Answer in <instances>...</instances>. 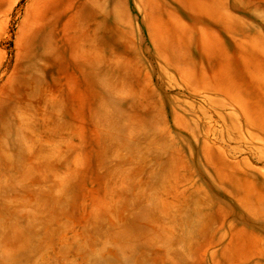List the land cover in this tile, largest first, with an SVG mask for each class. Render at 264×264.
I'll use <instances>...</instances> for the list:
<instances>
[{
  "label": "rangeland",
  "instance_id": "1",
  "mask_svg": "<svg viewBox=\"0 0 264 264\" xmlns=\"http://www.w3.org/2000/svg\"><path fill=\"white\" fill-rule=\"evenodd\" d=\"M0 0V264H264V0Z\"/></svg>",
  "mask_w": 264,
  "mask_h": 264
},
{
  "label": "bare ground",
  "instance_id": "2",
  "mask_svg": "<svg viewBox=\"0 0 264 264\" xmlns=\"http://www.w3.org/2000/svg\"><path fill=\"white\" fill-rule=\"evenodd\" d=\"M51 0H39L38 9L39 14L47 7V4L50 3Z\"/></svg>",
  "mask_w": 264,
  "mask_h": 264
}]
</instances>
